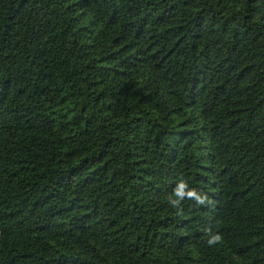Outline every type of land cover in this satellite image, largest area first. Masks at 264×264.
<instances>
[{
    "label": "trees",
    "instance_id": "trees-1",
    "mask_svg": "<svg viewBox=\"0 0 264 264\" xmlns=\"http://www.w3.org/2000/svg\"><path fill=\"white\" fill-rule=\"evenodd\" d=\"M0 264H264V0H0Z\"/></svg>",
    "mask_w": 264,
    "mask_h": 264
}]
</instances>
